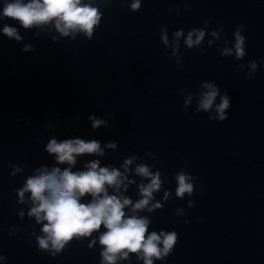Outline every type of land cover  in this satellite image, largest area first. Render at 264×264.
<instances>
[{
    "label": "water",
    "instance_id": "95a60500",
    "mask_svg": "<svg viewBox=\"0 0 264 264\" xmlns=\"http://www.w3.org/2000/svg\"><path fill=\"white\" fill-rule=\"evenodd\" d=\"M10 2L0 0V264H107L103 225L59 250L51 240L41 248L47 221L30 215L38 206L30 192L20 196L44 171L86 172L94 161L121 174L118 189L105 188L131 201L125 219L148 221L145 240L161 237L153 264H264V0H80L97 11L90 36L79 28L65 35L55 19L25 29L3 17ZM205 85L217 91L207 111ZM76 139L97 141L103 155L69 165L47 151L52 140ZM157 174L159 189L133 211ZM181 174L192 185L183 197ZM173 232L164 255L161 233ZM122 256L115 264H144L142 251Z\"/></svg>",
    "mask_w": 264,
    "mask_h": 264
},
{
    "label": "clouds",
    "instance_id": "9594fccd",
    "mask_svg": "<svg viewBox=\"0 0 264 264\" xmlns=\"http://www.w3.org/2000/svg\"><path fill=\"white\" fill-rule=\"evenodd\" d=\"M80 0H31L24 3V0H12L3 8V17L19 22V24L29 29L34 25L46 24L51 20H57V30L67 35V29L79 28L91 35L93 25L97 23V11L88 6H79ZM133 9L139 7L133 4ZM63 24V28L61 27ZM3 33L17 40V30L13 27L5 26ZM180 33H177L179 36ZM203 33L199 34L195 43L199 44L203 38ZM165 42L166 38H165ZM186 44L192 47L193 41L191 33L186 40ZM243 38L237 33L236 51L238 56L243 55ZM209 89L200 103V109L207 111L213 105L217 91L211 85H205ZM229 107L227 97L222 98L217 111L221 114L220 118L225 119L224 110ZM92 128H99L103 123L94 117ZM115 147V145H109ZM47 151L56 156L57 163L75 164V157L84 154L103 155L100 144L93 140L84 142L83 140H67L57 143L56 140L50 141ZM130 163V161L125 162ZM86 172L73 173L66 169L63 172L59 168L51 172L44 171L37 177L28 179L26 187L20 192L23 197L24 192H30L32 200L38 204L33 207L30 215L36 217L37 223L47 221L43 232L47 233V239L39 241L41 248L48 247V240L57 250L63 248L64 244L74 236H90L94 231L101 228L107 231L100 236V244L104 246L102 253L107 264H115L118 253H123L122 258L127 259V253L143 252L144 264H153L151 257L161 259V251L157 247L161 243V237L152 233L145 240L148 221L143 218L132 216L125 219L123 209L131 204L128 199H118L116 196H109L105 185L119 188L120 173L113 169L99 168L98 161L88 165ZM138 174L148 177L149 171L146 167L137 168ZM186 177L181 174L178 176L177 196L192 192V185L186 183ZM159 174L152 178L151 183L146 187H141V194L145 199L140 200L134 205L133 211L143 210L152 197V193L159 189ZM86 195L92 197L89 204L80 203V199ZM154 207H160L159 204ZM152 209H149L151 211ZM43 214V215H42ZM164 255L176 243V233L164 235Z\"/></svg>",
    "mask_w": 264,
    "mask_h": 264
}]
</instances>
